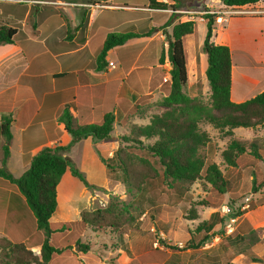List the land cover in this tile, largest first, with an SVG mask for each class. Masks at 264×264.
Segmentation results:
<instances>
[{
  "label": "crops",
  "instance_id": "0c3cea01",
  "mask_svg": "<svg viewBox=\"0 0 264 264\" xmlns=\"http://www.w3.org/2000/svg\"><path fill=\"white\" fill-rule=\"evenodd\" d=\"M158 1L174 4L172 0ZM197 1L202 6L194 10V16L188 20L195 21L197 28L202 25L206 36L207 21L203 17L206 12L216 14L212 42L230 49L231 100L242 103L262 93L264 0L242 7H228L219 0ZM35 6L36 34L26 24L29 12ZM183 9L180 8L177 13L180 14ZM42 10L47 14L40 18ZM59 11L67 16L71 28L75 31L71 39H67V26ZM255 11L260 13H251ZM156 13L157 11L150 8V0H0V25L14 27L25 34V38L17 40L15 44L0 46V126L3 117L11 119L12 143L7 167L15 178L21 177L29 168L38 149L70 144L71 135L64 132L58 122L66 107H71L76 123H100L107 113L113 111L116 113L120 101L128 100L127 96L123 97L130 92L131 85L126 81L128 69L119 70L117 65L110 68L109 64L114 62L120 66L121 62L115 58V53L127 46L143 45L145 41L134 38L124 46L111 50L106 57L108 66L104 71H97L94 62L91 64L85 62L86 51L95 39L96 33L105 29L100 41L102 47L109 34L128 33L116 32L117 29L136 24L139 27L138 31H144L142 25L148 20L153 21L155 17L152 18V15L155 16ZM161 13L170 16L167 14L168 10ZM117 20L124 23L118 25L115 23ZM111 21L112 32L105 35L108 27H111L108 25ZM153 23L151 28L159 27L158 23ZM193 35L187 36L185 41ZM145 50H141L139 54ZM204 60L202 55L197 62L196 71L195 68L193 70V75L200 72L206 80L207 67ZM189 82L188 67V84ZM193 96L196 97L197 94ZM121 121L124 122V117ZM119 126L125 130L123 125ZM117 132L119 131L115 129L113 138L108 141L96 142L92 137L82 139L63 153L86 174L92 186L102 189L117 186L108 176L107 167L102 162V158H112L118 149L119 141L114 137L115 133L119 134ZM3 145L4 138L0 132V165ZM255 162L254 165L261 163L259 160ZM97 171L105 172L107 176L105 184L93 183ZM241 172H245V169L239 166L238 175ZM252 179L253 176L250 177V180ZM57 190L59 215L52 216L51 221H79L81 218L78 207L84 205L85 201L89 202L92 192L75 178L70 170L63 175ZM251 195L258 205L255 210L246 212L241 217L252 226L250 233H253V230L258 228V221H252V216L261 213L264 219V202H261L264 198V188L257 189ZM19 197L21 195L16 186L0 178V229L5 231L8 227L18 233L17 235H20L23 223L21 218L23 204ZM248 234L245 233V238L242 236L236 239L239 245H243L245 252L232 257V264H241V258H244L246 264H264V240L247 237ZM236 240L232 241L233 246ZM249 256L253 258L250 259ZM121 257L126 263L130 262L128 256L125 255L124 258L123 254L118 255V261ZM170 259L159 262L171 264ZM252 259H258L260 262H252Z\"/></svg>",
  "mask_w": 264,
  "mask_h": 264
},
{
  "label": "trees",
  "instance_id": "16d2710c",
  "mask_svg": "<svg viewBox=\"0 0 264 264\" xmlns=\"http://www.w3.org/2000/svg\"><path fill=\"white\" fill-rule=\"evenodd\" d=\"M172 1L174 4L169 5L158 0H150L152 10H173L166 25L162 28L174 23L177 17L176 11L181 8V0ZM219 1L228 7H242L256 4L260 0ZM36 8V6L31 8L26 22L34 33L37 29ZM61 16L67 26V39H71L74 37L75 31L71 28L67 16L65 14H61ZM203 18L207 21L204 51L207 59L206 78L210 86L211 103L207 105L196 97H190L185 93V87L188 84V57L184 42L187 36L195 33L197 24L193 20L178 22L173 26L168 41L167 61L171 65L169 93L161 101V106L165 108V111L152 117L147 124H132L129 135L124 136L123 140L137 143L139 144L138 147L130 146L131 152L122 148L118 149L110 159L112 163L107 162L108 159L102 158L107 169L116 167L123 171L128 193L135 191L136 194H141L145 183L150 179L149 174L152 167L148 160L140 158L144 167L148 168L145 174L136 175L133 170L136 159L133 151L139 150L140 147L157 160L162 173L160 174L157 170L153 172L160 178L161 184L173 187L178 183L193 184L203 179L219 195L223 196L232 192L235 185L231 179L225 176L219 165L211 163L206 167V159L202 150L207 147L211 139L206 132L200 130L199 124L205 121L216 130L231 137H233V131L238 128L253 130L260 128L264 131V91L242 103H235L231 100L232 59L230 49L227 46L216 45L212 42L217 15L206 12ZM155 31L156 28H151L142 32L109 34L99 52L96 70L104 71L107 69L106 57L111 50L124 46L134 38H148ZM23 38H25V34L18 29L8 25H0V46L15 44L17 40ZM159 61L160 64L165 63L164 53H162ZM121 102H119L118 110H121ZM70 108L69 106L65 108L58 121L64 132L71 135L70 144L38 149L29 168L19 178H15L7 167L12 143L11 119L9 117L2 119L0 132L4 138V145L0 178L8 180L16 186L21 195L19 199L23 204L21 209L23 223L20 235L7 227L6 236L0 237V259L3 264H49L54 255L62 251L53 244L54 240L59 237L61 238L58 241L61 243L60 246L72 247L75 245L83 252H87V248L80 243V235L87 226L98 225L99 228H102L104 223L106 227H110L111 222L107 217H112V220L118 219V217L112 216L113 209L111 208L113 205H110L107 209L82 213L79 221H51L58 208L57 188L66 171L70 170L72 175L87 188L92 187L85 173L79 170L63 153L78 141L88 137H92L96 142L111 140L115 124L121 117V114L116 110V113L115 111L107 113L100 123L79 124L76 123ZM124 118V122H126V115ZM250 148L249 150L244 143L233 138L222 152L221 157L226 165L232 167L243 165V157L247 153L255 160L264 161L256 144H250ZM195 219L196 217H192V220ZM215 227L216 222L214 221L201 223L197 230L205 231V237L196 244L191 241L183 248L198 249L204 246L213 235ZM76 228H78L77 231ZM38 238H40L38 242L40 253L35 254L26 244L31 239L36 240ZM167 247L178 250L175 246ZM252 262L260 261L252 259Z\"/></svg>",
  "mask_w": 264,
  "mask_h": 264
},
{
  "label": "rangeland",
  "instance_id": "374dc122",
  "mask_svg": "<svg viewBox=\"0 0 264 264\" xmlns=\"http://www.w3.org/2000/svg\"><path fill=\"white\" fill-rule=\"evenodd\" d=\"M197 2V0H181V9L184 8V11L178 14L177 11L180 9L177 10L174 23L166 28L162 27L166 25L170 16L161 13L162 11H157L155 16L152 15V18L155 17L153 21L152 19L148 20L142 25L144 30L151 29L153 22L159 25L149 38L139 40L145 41L144 44L127 46L115 53V58L121 62L120 66L116 63L117 68L119 67V70L128 69L126 81L131 85L130 92L123 95L124 98L127 96L128 100H123L120 103L121 110L117 109L121 114L119 121L115 124V129L119 131L117 132L119 134H114L116 140L119 141L118 149L122 148L131 152L130 146L138 147L137 143L123 140L124 136L129 135L132 124H147L152 117L165 111V108L161 106V101L169 93L171 65L167 61L168 41L173 26L178 22L188 21L189 17L194 16V10L201 8V3ZM59 13L64 14L62 11ZM172 13L173 10L169 9L167 14L171 15ZM46 14L47 12L42 10L40 18ZM115 23L120 25L124 21L119 23L117 20ZM112 24V21L108 24L111 27H108L105 35L112 32L110 31L113 28ZM138 30L139 27L136 24H131L129 27L117 29L116 32H140ZM104 32L105 29L96 33L95 39L92 40L88 51H86L85 62L87 64L97 63L101 50L100 41ZM204 39L203 26L199 25L194 35L184 42L189 62L190 80L185 87V93L190 97L197 94V99L210 105L211 92L206 76V80H204L200 72L193 75V70L195 68L194 71H196L197 62L202 55H204V64L207 67ZM143 49L146 50L139 54ZM162 53L165 54L166 59L164 64H160L159 61ZM124 115L127 118L126 122L121 121ZM119 125H123L125 130L121 129ZM199 127L211 139L207 147L202 150L206 159V167L211 163L219 165L225 176L231 179L235 185L232 192L223 196L219 195L203 179L193 184L178 183L173 187L161 184L160 178L153 172L157 170L160 174L162 173L157 160L140 147L138 148L140 151H133L136 155L133 170L136 175L147 172L148 168L144 167L140 158L148 160L152 167L149 174L150 179L145 183L142 193L136 194L135 191L128 193L123 171L116 167L107 169L108 176L117 186L107 189L95 186L88 188L92 192V197L89 198V202L85 201L84 205H80L78 209L81 218V214L84 212L103 210L113 205L112 216L118 217V219L112 220V217H107L111 222L110 227H106L104 223L102 228H99L98 225L87 226L80 235V243L87 248V252H83L75 245L72 247L60 246L61 243L58 242L60 237L55 239L57 242L54 240L53 244L62 251L54 255L49 264H161L159 260L165 261L171 257V264H232V257H237L245 252L243 245L237 243V238L242 236L245 238V233H249L247 237H258V240H264L262 214L255 213L252 216V221H258V228L253 230V233H250L252 226L241 217L246 212L255 210L258 205L251 194L255 192V189L264 188V161H259L261 163L254 165L255 160L247 153L244 156L246 158L243 157L244 161L241 165L245 172L238 175L237 168L239 166L236 168L228 166L221 157L230 140L235 138L244 143L249 150L251 149L250 144H256L264 159V131L260 128L254 130L238 128L234 130L233 137H231L216 130L205 121H202ZM110 159L106 161L112 163ZM251 176H253L252 180H250ZM106 177L104 171H97L93 183L105 184ZM262 201L264 202V198ZM57 212L58 210L53 217L59 215ZM192 217H196V219L192 220ZM206 221L216 222L213 235L207 243L198 249L183 248L191 241L193 244L202 241L205 231L197 229L201 223ZM77 230L78 228H76ZM4 232L3 229H0V237H4ZM233 240H236L235 246L232 245ZM39 241L40 238L31 239L26 246L30 247L35 254H39ZM166 245L175 246L178 250H172ZM122 254L124 258L125 255L128 256L129 263L123 261V257L119 258L120 262L118 261V255ZM251 257L253 258V256H249L250 259ZM241 259V264H246L244 258ZM0 264H3L1 259Z\"/></svg>",
  "mask_w": 264,
  "mask_h": 264
},
{
  "label": "built area",
  "instance_id": "2783aa9c",
  "mask_svg": "<svg viewBox=\"0 0 264 264\" xmlns=\"http://www.w3.org/2000/svg\"><path fill=\"white\" fill-rule=\"evenodd\" d=\"M252 14H258V13H260V12H251ZM116 66V63H114V62H110V64H109V67L110 68H114Z\"/></svg>",
  "mask_w": 264,
  "mask_h": 264
}]
</instances>
